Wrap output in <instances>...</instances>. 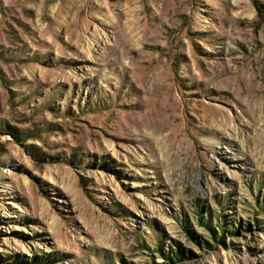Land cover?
Wrapping results in <instances>:
<instances>
[{
	"label": "rangeland",
	"instance_id": "obj_1",
	"mask_svg": "<svg viewBox=\"0 0 264 264\" xmlns=\"http://www.w3.org/2000/svg\"><path fill=\"white\" fill-rule=\"evenodd\" d=\"M0 264H264V0H0Z\"/></svg>",
	"mask_w": 264,
	"mask_h": 264
},
{
	"label": "trees",
	"instance_id": "obj_2",
	"mask_svg": "<svg viewBox=\"0 0 264 264\" xmlns=\"http://www.w3.org/2000/svg\"><path fill=\"white\" fill-rule=\"evenodd\" d=\"M263 11V10H262ZM207 225H209V223H207ZM209 227L211 228V226L209 225ZM165 256L167 257V258H169V259H171V261H175L176 259H180V258H182V253L180 252V251H175L174 252V257H172L171 255H169V254H165Z\"/></svg>",
	"mask_w": 264,
	"mask_h": 264
},
{
	"label": "bare ground",
	"instance_id": "obj_3",
	"mask_svg": "<svg viewBox=\"0 0 264 264\" xmlns=\"http://www.w3.org/2000/svg\"><path fill=\"white\" fill-rule=\"evenodd\" d=\"M237 134H238L237 128H234V131H232L230 134H228V137H229L230 139H236ZM54 183H55V182H54Z\"/></svg>",
	"mask_w": 264,
	"mask_h": 264
}]
</instances>
